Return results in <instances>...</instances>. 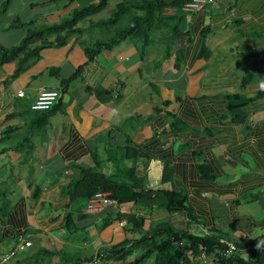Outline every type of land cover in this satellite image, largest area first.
Listing matches in <instances>:
<instances>
[{"label": "crops", "instance_id": "0c3cea01", "mask_svg": "<svg viewBox=\"0 0 264 264\" xmlns=\"http://www.w3.org/2000/svg\"><path fill=\"white\" fill-rule=\"evenodd\" d=\"M97 1L0 0V45ZM93 15L79 22L86 44L107 35L86 30ZM170 15L93 59L74 35L17 74L16 61L0 63V257L17 237L31 241L0 264H117L96 256L131 238L130 215L144 228L207 229L237 245L233 264H264V0ZM40 89L59 92L50 110L30 109ZM87 167L184 201L168 210L160 194L87 210L69 191Z\"/></svg>", "mask_w": 264, "mask_h": 264}, {"label": "trees", "instance_id": "16d2710c", "mask_svg": "<svg viewBox=\"0 0 264 264\" xmlns=\"http://www.w3.org/2000/svg\"><path fill=\"white\" fill-rule=\"evenodd\" d=\"M189 0H119L107 18L90 21L86 30L96 27L101 32H107L104 37L93 39L86 44L80 38L83 36L84 27L79 25L90 20L91 15L100 12L108 0H98L89 4L75 7L72 12L63 17L58 23L44 24L36 29H28L19 43L5 47L0 45V63L16 61L15 74L27 68L39 57L42 47L48 45H62L74 35L84 44V50L89 59L104 48L113 45L126 37L148 38L159 25L160 20H165L174 15L166 16L163 9L167 6L182 10V5ZM129 15L126 24L118 27L119 20ZM111 27H114L112 30ZM178 65V62L175 63ZM74 77V74L68 79ZM67 79V80H68ZM50 110V109H48ZM105 190L109 197L117 203L137 200H155L160 194L164 195L168 210L180 208L184 201L183 195L174 191L157 189H136L126 181H116L111 176L101 173L94 167L82 170L81 177L71 184L69 189L73 200L87 201L94 192ZM149 195V196H147ZM72 213L66 216L65 226L70 227ZM131 238L125 239L120 245L102 250L101 259L111 260L117 264H195L201 249L205 248L209 253L215 252L218 245L217 238L211 235H200L186 230H176L169 222L160 221L154 226L144 228L142 215H130ZM181 244H187L188 252L181 248ZM218 249V247H217ZM139 252L130 261L126 259ZM234 253L230 256H220L214 253L212 264H233ZM75 261L73 264H78Z\"/></svg>", "mask_w": 264, "mask_h": 264}, {"label": "built area", "instance_id": "2783aa9c", "mask_svg": "<svg viewBox=\"0 0 264 264\" xmlns=\"http://www.w3.org/2000/svg\"><path fill=\"white\" fill-rule=\"evenodd\" d=\"M217 0H205V2L200 3V0H189L186 1L181 9L183 11H189V12H196L204 8L206 5L212 4L216 2ZM174 11L173 7H165L163 9V14H171ZM24 92L19 89L17 91L18 96H23ZM59 97L58 90L55 89H40L36 98L34 101L30 104L31 110H47L50 109L55 102L57 101ZM116 203L114 199L109 197L108 191H96L94 194L87 199L85 208L87 210H91L93 208L102 206L104 204H112ZM204 234H208L207 229H204ZM31 244L30 240L25 239L24 237H17L14 245L6 251L1 256V261L5 262L10 260L17 251L22 250L26 247H28ZM218 249L216 247L215 252H208L205 248L201 249L198 255V260H196L195 264H212L214 253H218L220 256H230L232 253H234L237 250V245L229 240H226L224 238L218 239ZM102 252H99V254L96 256L97 259L101 258Z\"/></svg>", "mask_w": 264, "mask_h": 264}, {"label": "rangeland", "instance_id": "374dc122", "mask_svg": "<svg viewBox=\"0 0 264 264\" xmlns=\"http://www.w3.org/2000/svg\"><path fill=\"white\" fill-rule=\"evenodd\" d=\"M117 1H118V0H109L108 5H107V6H106L101 12H99V13L93 15V16L95 17V19H99V18H107V17H109V16L111 15L112 10H113V8L115 7ZM128 17H129V15H125V16H123V17L119 20L117 26H118V27H121V26L125 25V24H126V21H127V19H128ZM111 29L113 30L114 27H111ZM98 32H99V31H97L95 34L97 35ZM100 33H101V35H105L103 32H100ZM98 36H99V35H98ZM5 241H6V240H5ZM5 243H6V242H5ZM2 247H3V246H0V252H1ZM138 253H139L138 251L135 252V253H133V255L129 256V257L126 259V261H130V260L133 259V257L136 256ZM45 260H46V263H45V264H48L49 262L47 261V259H45ZM102 262H103V260H102ZM33 264H40V263H38V262L36 263V262L34 261ZM59 264H62L61 256H59ZM65 264H68V261H66ZM71 264H72V263H71ZM103 264H104V263H103Z\"/></svg>", "mask_w": 264, "mask_h": 264}, {"label": "clouds", "instance_id": "9594fccd", "mask_svg": "<svg viewBox=\"0 0 264 264\" xmlns=\"http://www.w3.org/2000/svg\"><path fill=\"white\" fill-rule=\"evenodd\" d=\"M203 2H205V0H200V3H203ZM174 10H175V8H174ZM259 88L260 89H264V79H261V81L259 82ZM48 110V109H47ZM36 111V110H35ZM261 246H264V241H260L257 245H256V247L257 248H260ZM106 249V248H105ZM100 252H102V251H100ZM5 253V252H4ZM3 253V254H4ZM2 256V255H1ZM13 258V257H12ZM11 258V259H12ZM0 259H1V257H0ZM101 259V258H100Z\"/></svg>", "mask_w": 264, "mask_h": 264}, {"label": "bare ground", "instance_id": "6f19581e", "mask_svg": "<svg viewBox=\"0 0 264 264\" xmlns=\"http://www.w3.org/2000/svg\"><path fill=\"white\" fill-rule=\"evenodd\" d=\"M31 245V244H30Z\"/></svg>", "mask_w": 264, "mask_h": 264}]
</instances>
